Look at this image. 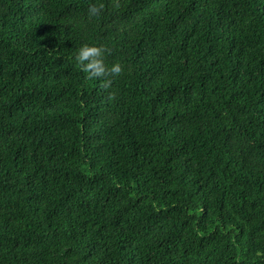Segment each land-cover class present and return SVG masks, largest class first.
I'll use <instances>...</instances> for the list:
<instances>
[{
    "label": "trees",
    "instance_id": "trees-1",
    "mask_svg": "<svg viewBox=\"0 0 264 264\" xmlns=\"http://www.w3.org/2000/svg\"><path fill=\"white\" fill-rule=\"evenodd\" d=\"M116 2L0 0V264H264V0Z\"/></svg>",
    "mask_w": 264,
    "mask_h": 264
},
{
    "label": "clouds",
    "instance_id": "clouds-1",
    "mask_svg": "<svg viewBox=\"0 0 264 264\" xmlns=\"http://www.w3.org/2000/svg\"><path fill=\"white\" fill-rule=\"evenodd\" d=\"M116 6H119L118 0ZM105 5L103 3H91L87 13L89 19L100 18ZM111 55V49L104 44H82L76 51L75 61L80 70L86 74L89 80L100 81V89L108 90L116 77H119L124 67L119 62L106 63V57ZM109 98H114V94H109Z\"/></svg>",
    "mask_w": 264,
    "mask_h": 264
}]
</instances>
